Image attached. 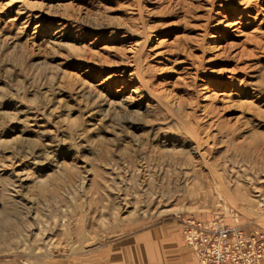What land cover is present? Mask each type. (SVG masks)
<instances>
[{"label":"rangeland","instance_id":"374dc122","mask_svg":"<svg viewBox=\"0 0 264 264\" xmlns=\"http://www.w3.org/2000/svg\"><path fill=\"white\" fill-rule=\"evenodd\" d=\"M133 47L150 108L126 101ZM176 216L264 231V0H0V264Z\"/></svg>","mask_w":264,"mask_h":264},{"label":"built area","instance_id":"2783aa9c","mask_svg":"<svg viewBox=\"0 0 264 264\" xmlns=\"http://www.w3.org/2000/svg\"><path fill=\"white\" fill-rule=\"evenodd\" d=\"M184 244L196 264H263L264 231L255 226H241L234 220L199 221L176 216Z\"/></svg>","mask_w":264,"mask_h":264},{"label":"crops","instance_id":"0c3cea01","mask_svg":"<svg viewBox=\"0 0 264 264\" xmlns=\"http://www.w3.org/2000/svg\"><path fill=\"white\" fill-rule=\"evenodd\" d=\"M47 264H196V260L184 244L179 225L160 223L120 236L94 253Z\"/></svg>","mask_w":264,"mask_h":264},{"label":"bare ground","instance_id":"6f19581e","mask_svg":"<svg viewBox=\"0 0 264 264\" xmlns=\"http://www.w3.org/2000/svg\"><path fill=\"white\" fill-rule=\"evenodd\" d=\"M238 1V0H237ZM244 1V0H243ZM241 2V1H240ZM239 2V4H240ZM248 3V2H247ZM238 4V3H237ZM244 10H247V8L249 6H244ZM250 8V7H249ZM242 10V9H241ZM243 10V11H244ZM22 11V10H21ZM223 18V15L221 16ZM27 18V17H26ZM217 21V22H216ZM223 23V21L220 19V21L218 20H215V24L212 25V27H217V26H220L221 24ZM232 27V26H231ZM235 31V30H233ZM232 31V32H233ZM133 36H137L138 33L136 32H132L131 33ZM143 36L142 38H140V41L137 40L135 43H134V46L135 47H139V48H144L145 46L149 47L150 48L148 49V51H155L157 47H154V43L156 41H153V39L155 38V35L153 34V30H146V31H143ZM208 45H211L213 43H210L209 42V39H210V35L208 36ZM217 37H220L219 34H216V38ZM215 44V43H214ZM215 46V45H214ZM213 46V47H214ZM210 47V49H212L213 47L211 46H208V48ZM131 48V47H130ZM133 49V50H132ZM131 50V64L129 67H132L133 68H129L127 71L126 70H122L120 73L121 74H125L124 76H122L123 78L126 77L127 79L123 81H127L128 83L132 84L131 86V89H130V93L128 94L127 98H126V101H130V102H133V101H137V100H140L142 102H145L146 103V106L147 107H151V105L153 103H156L157 104V101L154 100L155 98L153 97V95L151 93H148L144 88V84H147L146 83V80H145V72L139 67V61H138V57L134 60V57H135V54H134V50H138V49H134V47L132 48ZM130 51V50H129ZM123 83V82H122ZM208 89V88H207ZM212 93L210 92V90L208 91H205L203 93V99H208L210 98V96ZM196 145V144H194ZM197 146V145H196ZM198 147V146H197ZM191 150L192 152L195 154L198 153V149L193 146L191 147ZM84 175H82V181H81V186L82 187H85V186H91L92 187V190L95 192L97 191V189L99 188V184L97 183V181H95V179H92V175L89 173V171H84L83 172ZM120 200V203H122L124 201V203L126 202L125 199L122 198H118ZM119 203V202H118Z\"/></svg>","mask_w":264,"mask_h":264}]
</instances>
